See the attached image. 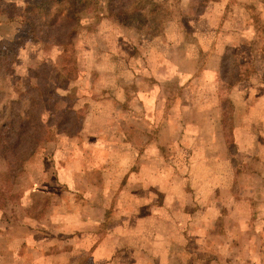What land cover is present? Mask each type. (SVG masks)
<instances>
[{
  "label": "rangeland",
  "instance_id": "374dc122",
  "mask_svg": "<svg viewBox=\"0 0 264 264\" xmlns=\"http://www.w3.org/2000/svg\"><path fill=\"white\" fill-rule=\"evenodd\" d=\"M36 1L0 0V55L10 56L9 74H0V98L21 99L23 108L36 99L44 121L45 99L61 98L60 108L79 118L78 129L66 135L45 127L12 183L4 181L7 164L0 159V264H123L115 259L125 252L135 264H248L245 200L260 165L234 166L235 198L221 195L214 228L200 231L202 219L189 218L193 245L175 242L181 230L172 244L164 224L134 229L132 217L147 213L129 195L151 187L158 209L164 208L165 173L179 179L174 189L188 194L217 173L212 161L224 156V144L234 154L232 127L244 123L248 90L262 93L249 85L264 77V0H208L201 8L194 0H152L163 3L166 14L154 36L107 14V0H85L92 15L69 34L65 48L40 33L31 39L21 20L40 14L25 4ZM218 49L224 51L220 68L211 57ZM180 147L188 149L186 159L170 170L165 157ZM147 156L157 163L150 175L134 164ZM149 176L162 183L151 186ZM151 232L160 246L146 244ZM101 241L113 249L106 263L92 260Z\"/></svg>",
  "mask_w": 264,
  "mask_h": 264
},
{
  "label": "crops",
  "instance_id": "0c3cea01",
  "mask_svg": "<svg viewBox=\"0 0 264 264\" xmlns=\"http://www.w3.org/2000/svg\"><path fill=\"white\" fill-rule=\"evenodd\" d=\"M211 1H213V3L217 2V0ZM263 48L259 50L263 51ZM249 51L251 52V49H249ZM223 53V50L221 51V49H218L214 54L215 56L211 55L214 63L218 64V68L222 65ZM262 54H264V51ZM258 80V82L250 83L249 88L256 89L255 91L258 89V91H262V93H249L250 90H248V96L251 98L248 100L251 101V103L248 102L250 103L248 111L242 114V120L244 123L232 127L231 134L233 137L234 154L228 152L227 146L224 144V149L226 150L224 156H218L212 161L217 173L213 177H208L202 180L199 185L193 186L195 189L189 191L188 194L185 193V190H181L179 187L174 189L175 184L179 182V179L172 177L170 173L166 174L164 172L165 189L164 191H161L164 197V208L158 209L156 204L157 197L153 190H151V187H149L150 191L146 190L145 185H141L142 187H139L136 191L133 190V192L130 193L129 198H135L140 202L139 206L146 208L147 213L143 218L140 216L132 217L131 221L134 222V229L141 230L140 232L142 233L144 229L146 230L147 224H153L156 226H162V224H164V226L171 230L166 237L172 238V244L175 240L173 235H175L178 230H181L182 232V239L175 242L183 246H186V244H195L191 243L190 239L192 238H190V234L187 232L190 231L191 227H195V224H193L192 221L190 222L189 218L192 215H198L197 220L201 221L202 219L203 223L201 224L200 231L214 228V222L217 215H222V209L218 208L221 195H224L225 197L227 196L230 199L232 198V200L235 198L234 189H236V181H239V179L238 172H236L234 166L238 165L247 167L248 165H260L261 168L259 170L254 169V171H257L256 174L250 176L251 180L249 181V186H251L252 189L248 191V200H245V203H248V264H264V202L258 201V197L262 198V196H264V160L261 158L262 152L264 151V77ZM243 85V82L238 84L239 87ZM234 102L235 101H233V103ZM219 128V131L222 132L224 138V131L222 130V127ZM149 147H153V145L149 144ZM186 150L188 149L180 147L174 152L176 154L173 153L172 155L170 154V156L165 157V161L169 164L168 167H170V170L173 169V164L178 167L182 165L181 161L184 162L187 156ZM151 159L152 158H148V156L138 158V160H134V164H136L137 161L140 164L138 171L141 172V170H144V173L147 172V174L150 175L151 172L155 170L154 166L157 164L151 163ZM199 163L204 167H207L208 165L204 159ZM146 166L149 167L146 168ZM167 169L169 168H164V170ZM179 169L180 171L182 170V168ZM135 176L136 173H133L132 177L134 178ZM246 177L248 178V176ZM139 181H142V179H139ZM146 181L151 184V186L154 181L162 183V181L156 177L153 179L151 176H149ZM245 181L247 182L248 180H244V182ZM254 187H259L260 189H253ZM254 201H256V203ZM161 211H163V215L164 213L172 214L173 219L165 218L162 220L157 216ZM212 214L216 216L214 217ZM163 215L162 213L160 214L161 217H163ZM206 216L210 218L212 216V218L206 221ZM187 218L189 220L188 223H186ZM195 234V238L201 240L203 235L198 233ZM215 234H219V232L215 231ZM147 236L152 238V242L150 241L146 244L149 246H160L156 245L158 244L159 239L156 234L151 232L150 234L148 233ZM110 246L111 245L108 246L105 241L99 242L96 247H94L92 253L93 262L106 263L108 260H113V249L108 248ZM116 256L115 260L119 262L122 260L121 262L123 264H135L133 258H129V254L126 252L118 253ZM151 261L153 262V259ZM167 263L170 264L168 260L165 264ZM153 264H156V262H153Z\"/></svg>",
  "mask_w": 264,
  "mask_h": 264
},
{
  "label": "trees",
  "instance_id": "16d2710c",
  "mask_svg": "<svg viewBox=\"0 0 264 264\" xmlns=\"http://www.w3.org/2000/svg\"><path fill=\"white\" fill-rule=\"evenodd\" d=\"M207 2L208 0H200V8ZM25 4L40 11V14L26 15L21 20L31 28V39H36L35 34L40 33L47 40H55L63 48L69 34L75 31L74 28L86 24L85 18L92 15V3L85 0H37ZM106 12L114 15L123 26H134L149 36L157 35L166 15L163 3L152 0H107ZM8 59L10 56L7 54L0 55V74H9ZM60 100L61 98L51 96L45 99L43 109L48 115L44 121L43 112L36 109V99L29 107L23 108L21 99L3 102L0 98V159L6 160L7 169L3 174L6 183H12L23 173L25 163L42 142L45 127L54 126L66 135H72L78 129L79 118L76 113L70 107L61 109Z\"/></svg>",
  "mask_w": 264,
  "mask_h": 264
}]
</instances>
